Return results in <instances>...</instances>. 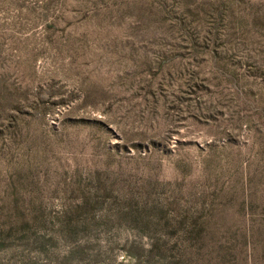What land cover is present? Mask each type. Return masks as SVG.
<instances>
[{
    "label": "rangeland",
    "instance_id": "rangeland-1",
    "mask_svg": "<svg viewBox=\"0 0 264 264\" xmlns=\"http://www.w3.org/2000/svg\"><path fill=\"white\" fill-rule=\"evenodd\" d=\"M0 264H264V0H0Z\"/></svg>",
    "mask_w": 264,
    "mask_h": 264
}]
</instances>
